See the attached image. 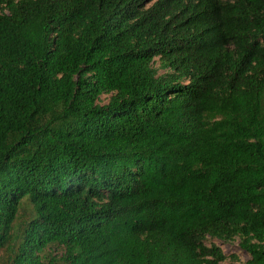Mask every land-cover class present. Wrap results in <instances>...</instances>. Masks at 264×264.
Instances as JSON below:
<instances>
[{
	"label": "trees",
	"instance_id": "trees-1",
	"mask_svg": "<svg viewBox=\"0 0 264 264\" xmlns=\"http://www.w3.org/2000/svg\"><path fill=\"white\" fill-rule=\"evenodd\" d=\"M0 264H264V0H0Z\"/></svg>",
	"mask_w": 264,
	"mask_h": 264
},
{
	"label": "rangeland",
	"instance_id": "rangeland-1",
	"mask_svg": "<svg viewBox=\"0 0 264 264\" xmlns=\"http://www.w3.org/2000/svg\"><path fill=\"white\" fill-rule=\"evenodd\" d=\"M103 99L106 100L107 99V96L106 95H103ZM237 245H238V243L236 241H234L233 243H224V242H221L220 243V246H222L223 249L226 252H229V253H237ZM246 256L247 255L243 252L242 253V258H244Z\"/></svg>",
	"mask_w": 264,
	"mask_h": 264
}]
</instances>
